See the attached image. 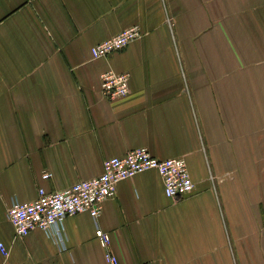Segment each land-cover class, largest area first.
I'll return each instance as SVG.
<instances>
[{
  "label": "crops",
  "instance_id": "0c3cea01",
  "mask_svg": "<svg viewBox=\"0 0 264 264\" xmlns=\"http://www.w3.org/2000/svg\"><path fill=\"white\" fill-rule=\"evenodd\" d=\"M134 25L138 40L92 59ZM107 71L129 74L127 97L101 95ZM138 148L183 159L193 192L167 198L147 171L97 221L66 218L64 251L14 236L13 200ZM97 227L118 264H264V0H0V264H109Z\"/></svg>",
  "mask_w": 264,
  "mask_h": 264
},
{
  "label": "built area",
  "instance_id": "2783aa9c",
  "mask_svg": "<svg viewBox=\"0 0 264 264\" xmlns=\"http://www.w3.org/2000/svg\"><path fill=\"white\" fill-rule=\"evenodd\" d=\"M141 32L138 26L129 27L118 35L105 40L90 49L92 59L98 60L124 50L138 40ZM128 73L117 74L107 71L100 75L101 95L109 101L123 99L129 94ZM100 176L78 182L61 191H37L33 202L20 203L13 200L7 211V220L11 224L16 238L26 237L34 230L42 231L55 241L61 251L66 249L64 220L68 217L87 213L94 220L100 217L106 200L115 196L118 183L134 176L155 171L160 177L167 198L189 195L194 184L183 159L158 160L153 158L146 148L132 150L122 157H113L103 162ZM43 179L50 175L44 173ZM95 237L106 250L105 260L109 264H118L109 250V235L98 227ZM0 254L8 256L7 249L0 243Z\"/></svg>",
  "mask_w": 264,
  "mask_h": 264
},
{
  "label": "rangeland",
  "instance_id": "374dc122",
  "mask_svg": "<svg viewBox=\"0 0 264 264\" xmlns=\"http://www.w3.org/2000/svg\"><path fill=\"white\" fill-rule=\"evenodd\" d=\"M135 26V25H134Z\"/></svg>",
  "mask_w": 264,
  "mask_h": 264
}]
</instances>
